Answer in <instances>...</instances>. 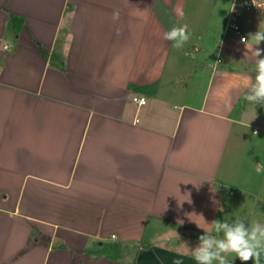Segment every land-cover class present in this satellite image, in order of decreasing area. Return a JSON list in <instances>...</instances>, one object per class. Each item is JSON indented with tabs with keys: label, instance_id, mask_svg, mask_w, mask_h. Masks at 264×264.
I'll return each mask as SVG.
<instances>
[{
	"label": "crops",
	"instance_id": "crops-1",
	"mask_svg": "<svg viewBox=\"0 0 264 264\" xmlns=\"http://www.w3.org/2000/svg\"><path fill=\"white\" fill-rule=\"evenodd\" d=\"M231 3L0 0V264H196L214 220L264 223L228 173L255 66L226 32ZM177 23L216 52L193 76L163 39ZM241 28L264 30V12Z\"/></svg>",
	"mask_w": 264,
	"mask_h": 264
},
{
	"label": "clouds",
	"instance_id": "clouds-1",
	"mask_svg": "<svg viewBox=\"0 0 264 264\" xmlns=\"http://www.w3.org/2000/svg\"><path fill=\"white\" fill-rule=\"evenodd\" d=\"M252 4L264 10V4L258 3V0H252ZM174 11L177 17L183 20L185 13L182 5L178 4ZM119 18L120 12L115 10L112 13V19L116 21ZM190 37L191 33L186 23L182 25L177 23L163 33V39L173 42V47L177 49L183 48ZM241 42L255 58V66L250 69L255 76L254 79L252 76L245 78L244 99L254 105H264V48L258 47L264 42V30L249 33L247 37H242ZM9 47L10 45L5 43L3 50L7 51ZM256 171L264 172V165L257 164ZM213 203L217 202L213 201ZM219 210L223 211L222 208ZM210 225L216 235L205 230V234L198 237L197 246L190 248L196 264H213L214 261H218V264H228L226 259L228 254H234L241 262L251 260L254 264H261L264 258V223L253 221L251 224H246L242 219L237 218L232 222L214 220ZM197 226L200 227L199 224ZM175 264H182V262L177 260Z\"/></svg>",
	"mask_w": 264,
	"mask_h": 264
},
{
	"label": "rangeland",
	"instance_id": "rangeland-1",
	"mask_svg": "<svg viewBox=\"0 0 264 264\" xmlns=\"http://www.w3.org/2000/svg\"><path fill=\"white\" fill-rule=\"evenodd\" d=\"M170 27V26H169ZM203 33L191 34L189 41L177 50L178 58L173 56L172 61L177 60L181 64L180 73L185 77L193 76L194 66L198 71L201 65L213 64L216 60L215 50L200 53L198 46L203 42ZM192 78V77H191ZM190 80V78H188ZM177 78L176 81H180ZM243 106L242 114L244 126L242 127V137L237 143V150L228 165L229 175L235 176L241 188H247L257 193L259 199L264 200V172L256 171V165H264V116L246 100H241ZM257 133L253 134L252 130Z\"/></svg>",
	"mask_w": 264,
	"mask_h": 264
},
{
	"label": "built area",
	"instance_id": "built-area-1",
	"mask_svg": "<svg viewBox=\"0 0 264 264\" xmlns=\"http://www.w3.org/2000/svg\"><path fill=\"white\" fill-rule=\"evenodd\" d=\"M258 3L264 4V0H258ZM234 6V7H233ZM261 10L264 12V10L259 9L255 7L252 4V0H232L227 21H226V32L231 34L234 38H236L240 43L242 37H246L243 34L242 28H241V19L244 14H249L254 11ZM217 63H220L218 60ZM132 101L137 104L138 106H142L146 103L144 98H133ZM254 133H257L256 130H254Z\"/></svg>",
	"mask_w": 264,
	"mask_h": 264
},
{
	"label": "trees",
	"instance_id": "trees-1",
	"mask_svg": "<svg viewBox=\"0 0 264 264\" xmlns=\"http://www.w3.org/2000/svg\"><path fill=\"white\" fill-rule=\"evenodd\" d=\"M254 76H255V73H254ZM244 95H245V93L243 94V98L241 100H245ZM252 105H254V104H252ZM254 107L257 109V111L261 115L264 116V105L257 104V105H254ZM39 240H40V235H39L37 229L33 228L32 232L30 233L29 238L27 240L26 247L31 246L33 243H39Z\"/></svg>",
	"mask_w": 264,
	"mask_h": 264
}]
</instances>
